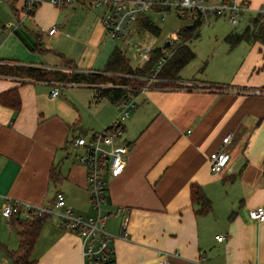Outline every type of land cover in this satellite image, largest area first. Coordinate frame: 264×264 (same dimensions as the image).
Masks as SVG:
<instances>
[{
	"label": "crops",
	"instance_id": "obj_1",
	"mask_svg": "<svg viewBox=\"0 0 264 264\" xmlns=\"http://www.w3.org/2000/svg\"><path fill=\"white\" fill-rule=\"evenodd\" d=\"M239 1L251 8L243 16L247 26L264 0ZM4 2L13 17L0 12V60L61 66L56 53L60 49L79 68L98 69L116 46L102 22L103 7L76 2L58 8L43 0L26 24L15 27V7L22 0H0ZM54 25L55 34L40 31ZM85 28L90 37L81 45L79 34ZM36 33L43 47L34 48ZM44 35L58 46L45 44ZM62 40L66 46L59 44ZM228 44L218 59L222 74L203 66L193 76L198 87H149L136 96L137 106L125 121L127 165L118 176L109 177L102 203L108 212L118 205L130 208L129 238L119 235V215L112 213L106 221L116 235L117 264H156L161 258L172 264H264V221L249 215L250 209L264 206V93L247 92L264 87V40ZM73 85L87 90L69 89L54 97L48 82L0 75V93L17 87L21 100L19 110L0 102V264H12L9 253L19 244L11 217L2 214L6 196L48 203L61 189L77 213L93 214L86 168L75 160L69 141L104 129L119 109L104 98L112 104L104 115L106 105L94 101L91 87ZM85 113L95 115L93 120ZM229 133L233 139L224 148L231 154L230 163L214 173L209 154L223 146ZM192 183L201 185L210 198L208 213L197 212L200 204L191 199ZM217 235L224 238L218 240ZM31 257L33 264H83L80 238L48 216Z\"/></svg>",
	"mask_w": 264,
	"mask_h": 264
},
{
	"label": "built area",
	"instance_id": "obj_2",
	"mask_svg": "<svg viewBox=\"0 0 264 264\" xmlns=\"http://www.w3.org/2000/svg\"><path fill=\"white\" fill-rule=\"evenodd\" d=\"M43 0H22L16 9L15 25H23L42 3ZM54 6L63 8L76 2L89 3L105 9L102 16L106 34L114 39H124L132 32L133 24L137 23L143 13L150 11H165L175 9L182 17L191 19V23L200 22V25L209 22V17H229L233 24H237L240 18L251 12L246 1L221 0L217 4H208L206 0H49ZM254 16L264 21V4L253 10ZM165 17L163 12L162 18ZM250 17V16H249ZM251 17V19H252ZM251 23V21H250ZM7 28H3L5 32ZM49 35L58 31L56 25L43 29ZM178 32L172 33L171 38L162 46L161 56L157 60L153 74L156 78L159 72L173 54L175 46L180 42ZM1 42V36H0ZM152 48L145 43L134 49V54L145 62L150 59ZM141 65V64H139ZM52 96L61 93L59 86L62 83L52 84ZM149 88V87H148ZM145 88V89H148ZM253 94L264 93L263 87L248 89ZM137 98L130 96L117 103L118 115L104 129L93 131L89 134L73 136L69 141L70 152L75 160L86 168V182L90 197L93 214L85 216L77 213L67 202L65 193L58 189L52 201L48 203H34L6 196L2 207L4 217L10 218L13 215H20L23 218L34 216H50L58 219L60 226L69 231L75 232L81 242L83 264H117L113 240L116 237L106 226L107 218L114 213L121 215L120 233L122 238H129V211L125 205H118L114 211H104L102 203L108 193L109 177L118 176L127 165V156L130 150V142L125 137V121L130 116L133 108L137 106ZM233 139V133L225 135L222 139V147L209 154L210 170L214 173H221L227 169L231 154L226 148ZM252 219L264 221V206L258 205L249 211ZM223 235H217L222 240ZM156 264H172L167 258H161ZM201 264H206L204 261Z\"/></svg>",
	"mask_w": 264,
	"mask_h": 264
},
{
	"label": "trees",
	"instance_id": "obj_3",
	"mask_svg": "<svg viewBox=\"0 0 264 264\" xmlns=\"http://www.w3.org/2000/svg\"><path fill=\"white\" fill-rule=\"evenodd\" d=\"M141 31H149L154 35L160 33V27L150 18L148 13L140 15L137 21ZM200 22L183 24L177 31L180 42L175 46L173 54L168 59L165 66L159 72V81H154L149 87H159L162 89L173 88L181 78V70L197 56L196 51L190 46L189 42L200 35ZM40 33V32H39ZM36 33L34 48L43 47L40 34ZM264 40V21L252 17L251 23L242 31L233 30L225 36V40L235 46L242 40ZM169 44L166 43V46ZM162 46L153 49L149 60L143 65H132L126 52L116 45L108 56L103 69H81L75 60L67 57L63 52H56L62 59L61 66L35 65L23 63L16 60H0V75L18 76L36 81H45L50 84L62 83L86 85L93 89L94 101L98 102L107 98L113 103H118L130 96L138 95L133 88L144 85L147 80L144 77L152 76L153 68L161 56ZM264 88V87H263ZM136 93V94H135ZM2 104L19 110L21 106L20 95L17 87L0 93ZM190 195L193 202L199 203L198 213H208L212 208L210 198L204 192L201 185L192 183ZM48 216H34L23 218L20 215L11 217L12 224L16 227L19 244L16 250L10 251L9 255L12 264H33L34 259L31 252L40 228Z\"/></svg>",
	"mask_w": 264,
	"mask_h": 264
},
{
	"label": "rangeland",
	"instance_id": "obj_4",
	"mask_svg": "<svg viewBox=\"0 0 264 264\" xmlns=\"http://www.w3.org/2000/svg\"><path fill=\"white\" fill-rule=\"evenodd\" d=\"M208 4H217L220 2V0H209L207 1ZM0 12L4 13L5 15L9 14V18L11 19L12 13H11V7L8 3L0 4ZM163 12H165V17L162 18ZM150 18L160 27V33L158 35H154L149 31H143L139 32L138 25L135 26L133 24V32L128 34V36L124 39H109V42H112V46L119 45L127 54V56L130 58L131 63L135 65H143L144 60L140 59L134 54V49L140 45L145 43L146 45L151 46L152 49H156L157 47L163 46L170 38L172 33H177L179 28L183 24H189L191 23V19L188 17H182L180 16L175 9H167L165 11L159 12V11H150L149 13ZM245 17V16H244ZM28 20L25 21V24ZM247 19L243 17L240 18L239 23L233 24L229 17H223V16H214L211 15L209 17V22L204 23L199 27V33L200 35L198 37L193 38L189 44L190 46L196 51L197 57L192 60L190 63H188L180 72L181 77L174 87H198L197 79H195L193 76H197L200 71L203 70V66H205V69H207L210 66V71L215 74H222L221 73V67L219 65L218 59L222 57L223 52L225 51V47H227V41L225 40V36L228 32L231 30H237L242 31L247 24ZM137 27V28H136ZM80 29V26L77 27V30ZM139 29V30H137ZM4 32V31H3ZM5 35V34H4ZM79 36L81 37V45L83 42L89 39L90 37V31L89 28H85L84 32L80 33ZM44 42L49 47L53 49V47H57L55 43L52 41H48V38L46 35H44ZM50 44V45H49ZM59 44H62L63 46L67 45V42L62 40L59 41ZM7 46L6 43L3 44V49ZM60 46V45H59ZM229 47V44H228ZM8 51V50H7ZM13 51L15 49L13 48ZM60 51V49H58ZM10 52V51H9ZM14 56V55H10ZM11 59V58H9ZM17 60V59H15ZM20 61V60H18ZM22 62V61H21ZM107 62V57L104 60L103 65H100L101 67H98V69H103L105 67V64ZM24 63V62H23ZM193 77V78H192ZM146 78V79H145ZM188 78V79H187ZM145 82L144 85H140L138 87L133 88L134 92L139 93L142 90H145V88H148L154 81L161 80L160 77L147 76L144 77ZM216 86L218 88H221V85H212ZM61 93L60 95L64 96L68 93L69 89H74L75 92L80 93L84 92L87 89L82 88L80 86H75L73 84H68L67 86H59ZM135 93V94H136ZM137 94L135 95V97ZM105 103L104 108V115L109 111V109L112 107L111 102H109L106 99H102ZM106 110V111H105ZM86 118L93 120L94 116H89L85 113ZM119 219L121 220V215H119Z\"/></svg>",
	"mask_w": 264,
	"mask_h": 264
}]
</instances>
